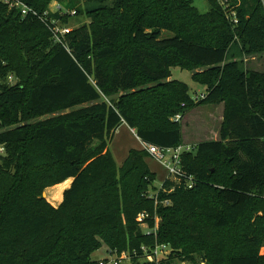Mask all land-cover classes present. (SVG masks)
I'll use <instances>...</instances> for the list:
<instances>
[{
	"label": "trees",
	"instance_id": "obj_1",
	"mask_svg": "<svg viewBox=\"0 0 264 264\" xmlns=\"http://www.w3.org/2000/svg\"><path fill=\"white\" fill-rule=\"evenodd\" d=\"M22 1L48 22L67 26L72 12L91 22L60 44L39 18L0 2V264H98L104 247L141 264V248L156 243L172 250L163 264H264V72L226 62L237 42L264 54L262 0H208L207 13L192 0H86L111 3L89 10ZM175 67L206 87L204 99L170 80ZM220 104V139L182 156L191 189L154 187L145 150L117 167L109 143L123 124L174 148L177 115ZM54 186H70L58 207L43 196ZM143 213L151 229L159 219L156 233L143 230Z\"/></svg>",
	"mask_w": 264,
	"mask_h": 264
},
{
	"label": "built area",
	"instance_id": "obj_2",
	"mask_svg": "<svg viewBox=\"0 0 264 264\" xmlns=\"http://www.w3.org/2000/svg\"><path fill=\"white\" fill-rule=\"evenodd\" d=\"M2 4L7 5L12 10L20 11L21 15L25 18L28 16L37 17L41 21H43L53 32L56 42L60 44H64V38L67 34L70 33L71 29L67 28V26L61 25L59 22H55L51 20L48 22L47 15H39V13L34 10L33 8L29 7L25 4L22 0H0ZM264 6V0H262ZM51 12L55 13L60 11V6L56 5L54 10L50 8ZM63 14H67L68 12H62ZM72 16L75 15V12L70 13ZM237 22L236 19L234 21ZM9 84L13 85L15 83V79L13 76L8 77ZM206 97V94L203 95H196L193 100L198 102ZM176 122H181L182 116L177 115L174 119ZM132 133L137 136L135 130L131 129ZM138 138V137H137ZM139 139V138H138ZM144 150L149 154L150 157L160 162L163 167L167 171V178L168 180L174 181L178 184H181L183 181L185 182L188 188H192L195 185V180L193 176L188 175L182 166V156L186 152L194 151L196 147L180 145L178 147H158L155 145H151L148 143L143 144ZM166 192L163 189V185L159 188ZM153 195V194H151ZM154 197V196H152ZM157 203V202H156ZM169 202H166L168 205ZM149 218V215L146 213L140 214L138 217V221L142 223V226L145 227V232L150 235L151 233H156L157 225L159 223V219H156V227L151 229L146 222V219ZM171 248L166 244H159L156 243L153 247H146L143 246L141 248V256L139 261L141 264H163L166 262L171 255ZM135 256H138L137 252H134ZM140 255V254H139ZM139 257V256H138ZM98 264H133L132 263V256L128 252H122L119 254L116 251L106 250V256L102 259L98 260Z\"/></svg>",
	"mask_w": 264,
	"mask_h": 264
},
{
	"label": "rangeland",
	"instance_id": "obj_3",
	"mask_svg": "<svg viewBox=\"0 0 264 264\" xmlns=\"http://www.w3.org/2000/svg\"><path fill=\"white\" fill-rule=\"evenodd\" d=\"M194 2V5L197 7V9L201 13H207L209 11V3L208 0H192ZM110 2H94V3H87L86 0H81L80 5L85 9H93V8H99V7H104V6H110ZM58 5L56 2H53L51 4V9L54 10L55 6ZM90 20L87 18L86 15H82L80 17H74L70 18L69 23L67 25V28L69 29H74L77 27H81L83 25H89ZM172 33L169 32H163L162 37L168 38L171 37ZM235 49V48H234ZM227 61H239L241 62L243 60V56L239 54L236 57H232V55L229 54V56L226 58ZM172 72V77L170 80H176L179 82H182L186 84L189 89H190V95L194 98L196 95L200 96L203 94H206V87L200 84H197L193 81V73L189 70H183L181 68L175 67L171 69ZM198 110V111H197ZM197 111V112H196ZM210 107L209 106H204L200 107L199 109H196L190 119H189V127L185 129L186 136L191 137L192 135H195V128L198 125L196 121H198L201 118H207L210 116ZM196 123V124H195ZM192 126V127H190ZM206 126L208 127V132L209 134L211 133L213 127L210 123H207ZM191 128V129H190ZM206 128V127H203ZM189 130V131H188ZM143 149L142 143L140 139L137 138L136 135H134L129 127L126 125L119 127V129L115 132L113 139L109 143V150L113 154L114 159L116 161L117 167L121 168L123 165L126 157L128 156L129 152L131 150H141ZM147 163L150 167V169L156 173L157 178L156 181L154 182V187L159 189L163 183L165 182L167 178V171L163 167V165L158 162L157 160L153 159L152 157L147 158ZM62 187L63 191H61L59 198H55L56 193L54 191V188ZM67 186H54L47 188L43 194L44 198L52 205H60L61 202L63 201V196L64 192L69 188ZM62 195V196H61ZM143 230L145 227H143ZM261 254L264 255V247L261 249ZM106 256V248H102L99 251L95 252L92 256L93 260L98 261L102 259L103 257ZM176 264H190V263H184V262H177Z\"/></svg>",
	"mask_w": 264,
	"mask_h": 264
},
{
	"label": "crops",
	"instance_id": "obj_4",
	"mask_svg": "<svg viewBox=\"0 0 264 264\" xmlns=\"http://www.w3.org/2000/svg\"><path fill=\"white\" fill-rule=\"evenodd\" d=\"M229 54L232 55V57H234V58L236 57V55L238 56L239 54H241V56H243V60L241 62H239V61H237V62L240 63L241 68L244 71L252 70V71H257V72H264V54L246 55V54L243 53V46L239 42L234 43L231 46V48H230V50H229V52L227 54V57L229 56ZM226 62H234V60L227 61V59H226ZM209 107H210V112H209L210 116L207 117V118H201L198 121H196V123L198 124L196 126V128H195V133L196 134L192 135L191 137H187L186 136V132L187 131H185V129L189 127V124H188L189 122L188 121H189L192 113L196 109H199L200 107L194 108L193 110L189 111L184 116V118H183V120L181 122L182 134H183V145L196 147L202 142L213 141V140L214 141H218L220 139L219 131H220V128H221V124L223 123V119H224V104L213 105V106H209ZM207 123H210L212 125V127H213V130H211L212 131V135H211V133L209 134V132H208V127L209 126H206ZM124 125L125 124H123L122 126H124ZM190 127H192V126H190ZM203 127H206V128H203ZM141 143H142V146H143L144 142L141 141ZM141 150H144V148L141 149ZM69 181H70V185H71L72 180H68L66 182H69ZM53 206L54 207H58L59 205H53Z\"/></svg>",
	"mask_w": 264,
	"mask_h": 264
},
{
	"label": "bare ground",
	"instance_id": "obj_5",
	"mask_svg": "<svg viewBox=\"0 0 264 264\" xmlns=\"http://www.w3.org/2000/svg\"><path fill=\"white\" fill-rule=\"evenodd\" d=\"M54 191H55V193H56V196H55V198H59V196H60V193H61V191H63V188L62 187H56V188H54ZM62 196V195H61Z\"/></svg>",
	"mask_w": 264,
	"mask_h": 264
}]
</instances>
